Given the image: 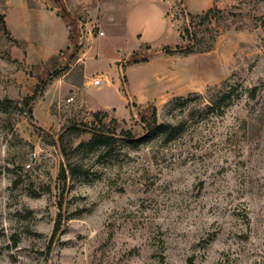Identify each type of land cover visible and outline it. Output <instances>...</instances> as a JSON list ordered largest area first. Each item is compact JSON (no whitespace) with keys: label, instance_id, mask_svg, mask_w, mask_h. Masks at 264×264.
<instances>
[{"label":"rangeland","instance_id":"1","mask_svg":"<svg viewBox=\"0 0 264 264\" xmlns=\"http://www.w3.org/2000/svg\"><path fill=\"white\" fill-rule=\"evenodd\" d=\"M20 1L11 10L0 0V102L14 107L0 109V264H264V0H105L106 12L100 0L85 11L27 0L26 14ZM127 7L128 33L105 24L107 36L83 51L80 20L97 36L105 13L124 18ZM209 10L204 31L187 39L191 18ZM41 31L45 49L54 38L63 50L41 51ZM134 54L149 61L126 63ZM83 62L114 85L84 87ZM217 92L231 99L207 110ZM176 98L186 107L167 108ZM150 105L161 123L183 120L181 135L134 149L121 131L143 137L139 113ZM101 111L116 136L108 155L80 146Z\"/></svg>","mask_w":264,"mask_h":264},{"label":"trees","instance_id":"2","mask_svg":"<svg viewBox=\"0 0 264 264\" xmlns=\"http://www.w3.org/2000/svg\"><path fill=\"white\" fill-rule=\"evenodd\" d=\"M58 1V0H55ZM62 10H65L64 7ZM213 10H209L205 15L201 16H193L190 21V26L187 30H185V33L187 35V39H196L198 37V34L202 33L204 30L203 28L207 25V22L211 18V15L213 14ZM66 16V14H65ZM6 25V24H5ZM202 25V27L200 26ZM76 29V28H75ZM79 38L80 34H78V31L75 30V36L71 35L70 39H72L75 42V50L71 53L70 58L74 59L76 57V50L79 46ZM172 52L173 50H167ZM149 61V57H141L137 54H134L131 56L129 60V64H140V63H146ZM55 73V72H54ZM54 74H52L53 76ZM231 99L230 93L228 92H217L215 94H211L209 97V104L206 106L207 110L212 111H221L222 106ZM189 98H176L173 99L171 102L167 104V108H170L172 110L178 108L182 109L186 107L187 102ZM34 101L33 97H29L25 99V106L27 109H30V106L32 102ZM14 107L12 104H6L5 102H0V109L5 111L7 109H13ZM140 119L142 123L145 126L146 133L141 138H135L131 132L129 131H121L120 137L121 139L130 147L134 149H138L141 146L149 145V144H162V145H168L174 141H176L180 135L181 130L183 126V120H180L179 122H160L158 118V109L155 105H150L147 108H145L143 111L139 113ZM109 116L108 112H97L94 115V119L98 120L100 122L99 126H96L95 128V134L92 137V139L88 143H82L81 147L89 148L91 152L99 149V147H104L105 154H109L110 149V142L115 141L116 136L110 132V128L105 125L102 122L103 118H107ZM101 120V121H100ZM66 133V132H65ZM64 136L61 135L59 138V147L62 146V142ZM71 167V166H70ZM69 167L62 166L60 174L58 176V181L60 184V197L61 202L63 201L62 198H64L67 194V187L66 183L69 176ZM60 202V201H59ZM63 221V205L62 203L59 205V213L57 217V222L54 228V236H56L60 230L61 225Z\"/></svg>","mask_w":264,"mask_h":264},{"label":"crops","instance_id":"3","mask_svg":"<svg viewBox=\"0 0 264 264\" xmlns=\"http://www.w3.org/2000/svg\"><path fill=\"white\" fill-rule=\"evenodd\" d=\"M8 2V5H9V7H10V9L11 10H13L14 8H15V6H14V4H15V2L17 1V0H7ZM101 1V4H102V12H106L105 10H104V4H105V0H100ZM133 1V3H137V2H139V0H132ZM165 0H156L155 2H164ZM21 2V7H20V11L23 13V12H25V14L26 13H30L31 12V8H30V5H29V3H28V1L27 0H23V2H22V0L20 1ZM64 5H65V7L70 11V8H71V10H73V9H75V10H77V8L79 9V8H82L83 9V11H85V9L87 8V6H89L88 4H90V0H64ZM47 7V6H46ZM70 7V8H69ZM84 7H86V8H84ZM44 7L43 6H39V7H35L34 8V13H36V14H38L41 18H42V20H43V14H42V9H43ZM100 8V7H99ZM60 8L59 7H54V8H50V12L52 13V15L51 14H48V15H50V18H51V16L54 18H56V19H60L61 18V21H63V22H65V20L63 19V17L61 16V15H59V14H57L58 12V10H59ZM127 10H128V13H127V16H125L124 18H120V19H115V18H113V17H108V15H107V13H105V21H103V22H101V24H99V27H100V30H99V32L100 31H103L104 32V30H105V32H104V35L103 36H100V34L98 33L97 34V36H94V34H93V31H92V28H93V26H92V23H83L81 20H80V27H81V30H82V32H83V37H82V41H81V46L83 45V51L87 48V46L89 45V44H91V43H93L96 39H99V37H105V36H107V33H108V31H107V29L105 28V24H111L112 26L111 27H115L116 25H118V27L119 28H123V30L126 32V33H128V28L130 27V24H129V21H130V17H129V13H130V11H131V8H130V10L128 9V7H127ZM71 15V14H70ZM53 18H51V19H53ZM50 19V20H51ZM54 21H56V20H54ZM118 21V22H117ZM63 24V23H62ZM66 24V23H65ZM65 24H63L65 27H66V25ZM47 25V24H46ZM43 29V28H42ZM46 29H48L49 30V32H50V28L47 26L46 27ZM41 34H42V31H41ZM36 35V37H37V44H38V46L40 47V50L41 51H44V52H46V51H49V52H58V51H60V50H63L62 48H60L59 47V45H58V40L57 39H54V38H52L51 39V42H50V44H52V46H54L53 47V49H45V45H44V43H45V41H46V39L45 38H43V34L42 35ZM99 35V36H98ZM68 37L69 36H67V39H68ZM68 44H69V40H68ZM68 44H67V46H68ZM67 48V47H66ZM129 59H130V57H128L127 59H125V61H126V63L129 61ZM84 63V70H83V77L85 78V83H84V87H87L88 89H91V88H94V87H96V88H99V89H101V87L103 86V84H104V82H106L107 83V85H109V86H113L114 85V83H113V80L110 78V77H108V76H106V75H102V77L104 78V80H102V85H100V86H95V85H93V81L95 80V79H97L98 77L96 76V77H92V75L88 72V70H87V68H86V65H85V62H83ZM120 63V62H119ZM150 63V62H149ZM126 67H128L129 65H125ZM128 84V83H127ZM117 85H120V82L117 84ZM122 100H123V102H124V106H125V109H126V107H127V105H128V103H129V100L128 99H125L124 97H122ZM148 101V100H147ZM98 106H100L101 107V109H103V110H105V111H112L113 113H115L116 115H119L118 114V111H117V109L114 107V105H109V103H106V105H103V103H99V101H94ZM148 102H150V101H148ZM147 103V102H146ZM105 104V103H104ZM127 110V109H126Z\"/></svg>","mask_w":264,"mask_h":264},{"label":"built area","instance_id":"4","mask_svg":"<svg viewBox=\"0 0 264 264\" xmlns=\"http://www.w3.org/2000/svg\"><path fill=\"white\" fill-rule=\"evenodd\" d=\"M99 34H100V36H103V35H104V32H103V31H100ZM68 47L72 48L73 45L70 43V44H68ZM101 83H102V79H101V78H97V79H95V80L93 81V85H95V86H100ZM70 101H71V100H70Z\"/></svg>","mask_w":264,"mask_h":264}]
</instances>
